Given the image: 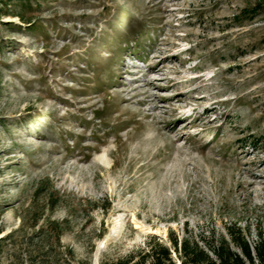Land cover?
Here are the masks:
<instances>
[{
	"label": "rangeland",
	"instance_id": "1",
	"mask_svg": "<svg viewBox=\"0 0 264 264\" xmlns=\"http://www.w3.org/2000/svg\"><path fill=\"white\" fill-rule=\"evenodd\" d=\"M26 1L0 0V264H153L162 245L181 264L174 242L236 248L241 232L254 245L258 0Z\"/></svg>",
	"mask_w": 264,
	"mask_h": 264
},
{
	"label": "trees",
	"instance_id": "2",
	"mask_svg": "<svg viewBox=\"0 0 264 264\" xmlns=\"http://www.w3.org/2000/svg\"><path fill=\"white\" fill-rule=\"evenodd\" d=\"M45 1L47 0H43V2ZM5 4H9V1H6ZM25 5L31 6V2L27 0ZM245 13L251 16L264 13V0H258L256 5L246 10ZM20 15L23 20H26L23 14ZM48 224L51 229H57L55 222ZM232 238L236 248L223 237L216 244H212L209 250L204 249L198 242H191L188 239L182 243L181 250H179L178 243L174 242L175 251H181V264H264L263 234L254 245L247 240L242 232L232 235ZM147 256L152 258L153 264H178L174 260L170 248L164 245L152 249ZM79 264L86 263L80 262Z\"/></svg>",
	"mask_w": 264,
	"mask_h": 264
}]
</instances>
